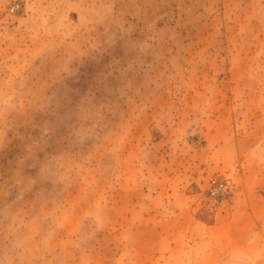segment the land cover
Instances as JSON below:
<instances>
[{
	"label": "rangeland",
	"instance_id": "374dc122",
	"mask_svg": "<svg viewBox=\"0 0 264 264\" xmlns=\"http://www.w3.org/2000/svg\"><path fill=\"white\" fill-rule=\"evenodd\" d=\"M250 191L264 0H0V264H158Z\"/></svg>",
	"mask_w": 264,
	"mask_h": 264
},
{
	"label": "crops",
	"instance_id": "0c3cea01",
	"mask_svg": "<svg viewBox=\"0 0 264 264\" xmlns=\"http://www.w3.org/2000/svg\"><path fill=\"white\" fill-rule=\"evenodd\" d=\"M176 231L154 243L158 264H264V193L250 191L237 205L216 209L211 220L196 217Z\"/></svg>",
	"mask_w": 264,
	"mask_h": 264
},
{
	"label": "built area",
	"instance_id": "2783aa9c",
	"mask_svg": "<svg viewBox=\"0 0 264 264\" xmlns=\"http://www.w3.org/2000/svg\"><path fill=\"white\" fill-rule=\"evenodd\" d=\"M232 186L228 180L211 179L208 183L207 192L213 199H218L229 194Z\"/></svg>",
	"mask_w": 264,
	"mask_h": 264
}]
</instances>
